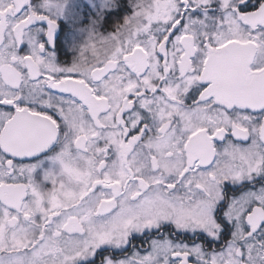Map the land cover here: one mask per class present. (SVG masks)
Listing matches in <instances>:
<instances>
[{"label": "snow or ice", "instance_id": "obj_1", "mask_svg": "<svg viewBox=\"0 0 264 264\" xmlns=\"http://www.w3.org/2000/svg\"><path fill=\"white\" fill-rule=\"evenodd\" d=\"M133 8L0 0V264H264V0Z\"/></svg>", "mask_w": 264, "mask_h": 264}, {"label": "flooded vegetation", "instance_id": "obj_2", "mask_svg": "<svg viewBox=\"0 0 264 264\" xmlns=\"http://www.w3.org/2000/svg\"><path fill=\"white\" fill-rule=\"evenodd\" d=\"M61 3L66 5L64 15L60 16L58 19V28L56 29L54 40L56 43L55 54L60 63H71L74 59L76 52L71 47L73 41L77 45L81 37L85 36L86 33L77 31V26L74 25L73 13L82 14L84 19V24H90V22L95 20V0H61ZM100 3V1H99ZM99 10H96L97 15L100 14ZM126 18V9L120 8L118 10H113L107 14L105 13L104 23L106 29L113 31L116 25L123 22ZM46 27V25H43ZM88 29V28H86ZM90 31H87L89 34ZM82 34V35H80ZM168 233H171L172 230L168 229ZM173 235H175L173 233ZM181 239L184 237L181 236ZM148 237H137L133 240V244L136 246V249L142 253L148 249ZM108 254V253H106ZM126 255L131 254V249L125 253Z\"/></svg>", "mask_w": 264, "mask_h": 264}, {"label": "rangeland", "instance_id": "obj_3", "mask_svg": "<svg viewBox=\"0 0 264 264\" xmlns=\"http://www.w3.org/2000/svg\"><path fill=\"white\" fill-rule=\"evenodd\" d=\"M100 6L102 7L100 9V14L97 15L96 10H99ZM120 8L126 9V17H128L134 11L133 0H110V3L107 7L104 6V0H95V20L93 22L91 21L90 24H84L85 18L82 16L81 12L80 14L73 13V21L75 22L74 25L77 26V31L83 32V34L86 33L85 36L80 38L79 44L83 45L88 41L89 34L87 33V31L94 29L97 34H104V35L112 32L106 29L105 27V23H104L105 13L107 12L108 14L109 12L113 10H118Z\"/></svg>", "mask_w": 264, "mask_h": 264}]
</instances>
